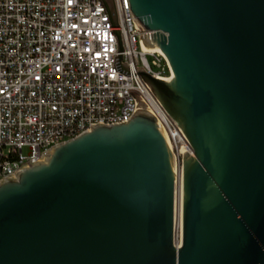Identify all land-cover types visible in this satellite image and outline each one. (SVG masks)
I'll return each instance as SVG.
<instances>
[{
	"label": "water",
	"instance_id": "95a60500",
	"mask_svg": "<svg viewBox=\"0 0 264 264\" xmlns=\"http://www.w3.org/2000/svg\"><path fill=\"white\" fill-rule=\"evenodd\" d=\"M128 4L162 33L141 42L171 76H139L187 149L134 93L1 179L0 264H264V0Z\"/></svg>",
	"mask_w": 264,
	"mask_h": 264
},
{
	"label": "built area",
	"instance_id": "2783aa9c",
	"mask_svg": "<svg viewBox=\"0 0 264 264\" xmlns=\"http://www.w3.org/2000/svg\"><path fill=\"white\" fill-rule=\"evenodd\" d=\"M113 1L116 25L101 0H0V181L95 124L129 120L134 93L177 159L187 149L139 76H171L165 57L141 42L162 33L140 32L128 0Z\"/></svg>",
	"mask_w": 264,
	"mask_h": 264
}]
</instances>
